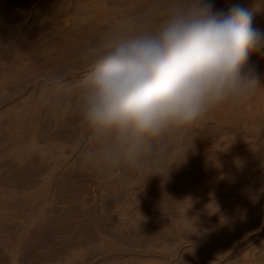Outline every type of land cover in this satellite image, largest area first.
Wrapping results in <instances>:
<instances>
[{"label":"rangeland","instance_id":"1","mask_svg":"<svg viewBox=\"0 0 264 264\" xmlns=\"http://www.w3.org/2000/svg\"><path fill=\"white\" fill-rule=\"evenodd\" d=\"M123 1L0 0V21L10 25L5 28L0 25V43L5 35L25 34L37 17L47 20L39 30L54 31L61 26L73 28L89 12L100 17L116 15ZM237 6L252 14L255 12L252 26L264 30V0H226L225 6L221 4L217 10L227 14ZM20 21L26 22L21 28L18 26ZM100 50L103 48L93 47L90 52L96 55ZM248 63L256 67L264 84V56L253 54ZM6 68L0 67V264H264V257H261L264 255V160L258 157L264 152L261 142L244 135L243 142L230 140L227 153L215 145L208 149V154L223 156L225 163L232 168L236 166L237 158L244 156L241 172H219L200 177L192 169H186V176L173 178L151 171L146 178L136 177L140 185L129 188L126 183V187H120L117 192L104 190L110 179L89 174L73 180L78 187L75 191L65 190L61 176L72 170L79 156H85L87 142L73 159L65 164L60 162L62 167L53 174L52 184H48L49 180L45 178L47 171L37 179V162L32 159L21 161L18 154L10 153L11 145L23 143L28 122L17 117L11 123L9 119L14 117L9 116L14 115L7 114L11 106H18L36 87V80L27 91L19 93L18 85L28 74L19 77L16 73L7 79L5 74L9 69ZM38 80L43 83L44 77L40 76ZM68 82V78H63L55 81L53 86ZM7 92L13 96L11 104L7 102ZM252 97L261 99L258 106L264 108V87ZM222 109L225 111L224 106L216 110ZM200 130L201 125L188 136L192 133L197 137ZM184 152V146H177L167 154L169 169L177 167V162L172 159H183L188 155L189 165H192L199 155ZM208 166L218 167L220 164L214 161ZM27 177L34 178L33 185L26 184L24 178ZM154 177L160 179H148ZM162 185L164 193L154 200L153 192L163 190ZM183 192L187 193V198H183ZM195 196H201L203 206L209 212V229H216V220L231 221L228 233L236 238L233 248L225 249L222 240L214 237L210 230L191 225L184 227L180 210L194 203L200 207L199 201L191 200ZM122 199L128 206L125 210L113 212L115 219L107 224L111 234L95 230L90 219L95 209H106L102 200L111 206L119 204ZM145 203L148 216L145 221H140L137 210L144 213ZM144 225L152 227L153 237L139 239L137 246L117 237L121 231L139 235L137 229ZM101 226L106 228V223Z\"/></svg>","mask_w":264,"mask_h":264},{"label":"clouds","instance_id":"2","mask_svg":"<svg viewBox=\"0 0 264 264\" xmlns=\"http://www.w3.org/2000/svg\"><path fill=\"white\" fill-rule=\"evenodd\" d=\"M253 54L264 56V30L246 9L225 14L213 0H167L145 22L110 30L77 98L93 142L85 158L111 174L186 152L213 111L264 87Z\"/></svg>","mask_w":264,"mask_h":264},{"label":"bare ground","instance_id":"3","mask_svg":"<svg viewBox=\"0 0 264 264\" xmlns=\"http://www.w3.org/2000/svg\"><path fill=\"white\" fill-rule=\"evenodd\" d=\"M166 2L167 0H124L116 15L113 13L100 17L89 12L86 13L85 17H81L73 28L61 26L54 31L50 29L39 30L47 23V20L37 17L25 34H21V36L8 34L3 37L2 43H0V67L9 69L5 78L14 77L16 73L19 77L22 74H28L27 77L22 78L18 85L17 92L19 93L27 91L32 82L36 80V87L20 101L18 106H11L7 114L14 115L9 116L14 117L9 119L11 123L13 120L16 121L17 117L28 122L23 134L24 140L21 141L23 143L11 145L10 153L18 154L21 161L32 159L37 162V179H41L47 171L45 178L49 180L48 184H52V176L60 170L61 163L65 164L73 159L78 151L82 150L86 142L87 152L93 149L90 133L79 119L77 106L82 81L91 70L96 57L103 51L100 50V54L92 55L90 49L93 47L103 48L110 30L119 28L122 23L131 19L143 23L146 21L147 15L161 11ZM225 2L226 0H213L216 9L221 4L225 6ZM256 7L261 9V6ZM249 13L251 16L256 15L255 12ZM24 24H26L25 21H20L19 28ZM0 25L3 28L10 27L9 23L5 24L4 20L0 21ZM40 76L44 77L43 83L38 80ZM63 78L69 79L66 85L53 86L55 81H60ZM37 90H39V94H36ZM36 96L38 97L35 98ZM12 97L8 93L6 99L9 104L12 103ZM260 101L261 99L258 97H251L244 104L236 107L224 106L225 111L222 109L212 112L201 124L202 130L197 137H194L192 133V136L187 137V144L190 145L191 143V146L186 150V153L199 154L193 160L192 165H189L188 155H184L183 159H172L177 162V167L169 169L167 162L170 161V158L166 155L138 168L122 167L118 170L121 173L116 174V172L118 173L116 171L108 174L102 169L99 161L92 163L81 155L78 160L74 161L72 170L61 176V179L64 180L63 188L75 191L78 187L73 180L78 177H87L89 174L110 179L104 185V190L114 189V192H117L120 187H126V183L129 184V188L140 185L137 178H146L151 171L160 172L161 176L173 178H179L181 175L186 176V169H192L191 171L200 177L207 174H219V172L223 174L241 172L244 168V156L238 157L236 166L232 168L230 164H226L227 161L223 156L208 154V149L215 145L220 149L223 148V153H227L230 151L227 148L230 140L240 143L243 142L245 136L249 139L254 138L256 142H261L264 145V108L258 106ZM5 142L7 144V141ZM258 157L260 160H264V152ZM214 161H217L220 166H208L209 162ZM96 168L100 170L99 173H97L98 170L94 171ZM65 178H68L69 181L67 182ZM24 179L27 185H33L34 178L29 179L27 177ZM148 179L158 181L160 178ZM202 186L204 187L205 184ZM150 187L151 185H149ZM200 187L198 186V188ZM162 189L158 190L159 192H153L152 198L154 200H157L161 193H164V185H162ZM174 191L177 192L178 189ZM181 195L183 198L188 197L186 192ZM191 200L193 202L199 201L200 207L194 203L184 209L181 208L180 219L183 220L184 227L191 225V227L210 230L214 233V237L218 236L222 240L221 244L225 249L233 248L232 244L235 243L236 238L229 236L228 233L230 228L228 224L231 221L227 219L224 221L216 220V229H209L210 215L203 206L204 202L201 196L192 197ZM102 203L106 209L102 211L95 209L90 220L91 223H94L95 230L109 235L112 230L110 231L107 224L115 219L113 212L125 210V206L128 205L123 199L119 204L111 206L104 200ZM143 211L145 212L142 213L137 210L140 221L147 219L146 203ZM123 214V212L120 213L121 216ZM105 223L106 228H103L101 225ZM137 230L140 231L139 235L125 231L118 232L119 235H117L118 233L115 234L122 242L136 246L139 239L145 240L153 237L151 226L144 225Z\"/></svg>","mask_w":264,"mask_h":264}]
</instances>
